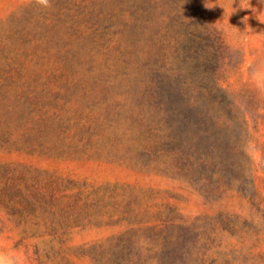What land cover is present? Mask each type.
I'll return each mask as SVG.
<instances>
[{
	"label": "rangeland",
	"instance_id": "1",
	"mask_svg": "<svg viewBox=\"0 0 264 264\" xmlns=\"http://www.w3.org/2000/svg\"><path fill=\"white\" fill-rule=\"evenodd\" d=\"M50 4L0 0V254L264 264V0ZM182 19L220 33L233 102L219 147L183 155L145 94L150 65L176 67Z\"/></svg>",
	"mask_w": 264,
	"mask_h": 264
},
{
	"label": "trees",
	"instance_id": "2",
	"mask_svg": "<svg viewBox=\"0 0 264 264\" xmlns=\"http://www.w3.org/2000/svg\"><path fill=\"white\" fill-rule=\"evenodd\" d=\"M197 23L182 19L178 24L176 67L156 61L146 74L149 83L145 94L152 116L165 131L164 146L181 155L192 139L217 149V132L233 104L219 86V71L225 60L223 39L203 20L200 26Z\"/></svg>",
	"mask_w": 264,
	"mask_h": 264
},
{
	"label": "clouds",
	"instance_id": "3",
	"mask_svg": "<svg viewBox=\"0 0 264 264\" xmlns=\"http://www.w3.org/2000/svg\"><path fill=\"white\" fill-rule=\"evenodd\" d=\"M35 3L36 5L44 9H48L51 7L50 0H35ZM0 264H17V262L9 256L0 254Z\"/></svg>",
	"mask_w": 264,
	"mask_h": 264
}]
</instances>
